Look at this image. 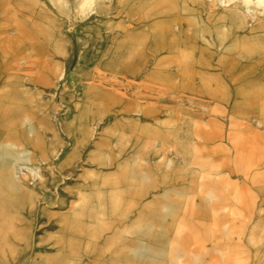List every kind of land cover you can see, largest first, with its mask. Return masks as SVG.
<instances>
[{
    "label": "rangeland",
    "instance_id": "374dc122",
    "mask_svg": "<svg viewBox=\"0 0 264 264\" xmlns=\"http://www.w3.org/2000/svg\"><path fill=\"white\" fill-rule=\"evenodd\" d=\"M67 1L0 0V31L14 36L18 23L35 46L51 51L45 37L58 45L43 85L6 78L7 41L0 46V105L12 89L26 99L11 116L19 121L14 128L0 115V143L23 159L25 191L39 185V175L52 184L14 214L24 231L38 227L36 244L27 249L22 240L2 241L0 264H111L118 244L100 247L114 232L115 242H147L140 234L146 219L137 222L147 201H153L155 223H186V208L195 207L201 193L186 190L193 179L210 182L206 200L220 206L222 228L241 227L237 255L246 260L254 239L249 227L261 213V196L246 176L262 171L264 178V122L254 124L264 117V0L251 3L252 15L241 0H105L110 14L97 15L87 13L99 0L72 9ZM101 42L120 61L109 68L110 83L93 91L109 93L88 99L82 82ZM8 134L13 142L4 139ZM27 139L42 141L43 159L30 158ZM243 186L255 201L250 213L237 206ZM127 188L141 195H123ZM127 200L134 209L126 210ZM160 232L152 226L154 237ZM261 241L256 264H264V236ZM212 244L205 246L220 260L238 257Z\"/></svg>",
    "mask_w": 264,
    "mask_h": 264
},
{
    "label": "bare ground",
    "instance_id": "6f19581e",
    "mask_svg": "<svg viewBox=\"0 0 264 264\" xmlns=\"http://www.w3.org/2000/svg\"><path fill=\"white\" fill-rule=\"evenodd\" d=\"M221 3H225L229 0H218ZM69 9L73 8V5L82 7L84 4H92L93 0H68ZM66 2V4H67ZM260 3L262 0H241L242 5H244L243 12L247 15H252L254 9L251 3ZM95 5L89 10V13L93 12L96 14L111 12L110 3H105V0H99L94 3ZM237 7V6H236ZM239 8V7H238ZM242 10V7L239 8ZM16 35L11 36L4 34V31H0V46H2L5 41H7L8 52L6 53L7 62L5 64L6 78L9 80H14L20 77L24 85H43L47 84L48 75L50 73V64L54 61L53 54L56 52L58 47L56 41L44 38V41L50 45L51 51L48 47L42 48L35 46L34 43L28 41V34L25 29L18 23L14 24L12 28ZM101 39L109 38V34H102ZM99 54L96 56L95 65L86 71L85 79L83 84V93L90 99L103 98L109 92H102L101 95L93 94L94 90L102 89L104 83H110L109 76L111 72L109 68L112 65L118 63L120 59L116 55L111 53L107 44L99 43L98 45ZM150 70L147 71L149 76ZM264 93V91L262 92ZM8 103L0 105V115L8 117L7 120L8 127L14 128L19 124V121L12 115L20 113L22 108H19V104L26 99L18 96L15 90H11L6 98ZM30 101V100H27ZM238 104L237 101L233 102V105ZM249 104V103H248ZM264 107V100L261 98L259 103V108ZM250 108V106H249ZM243 113H246L247 109ZM252 110V108H250ZM261 110V109H260ZM102 120V119H100ZM110 120L109 118L105 119ZM100 121H96L99 124ZM264 122V117H258L254 124L260 125ZM5 140L13 142V134H8ZM32 145V150L28 153L30 158H37L41 160L45 157L46 151L42 141L39 139L32 140L27 139ZM249 153V152H248ZM22 158L19 154L12 148L7 147L3 142L0 143V248H3L2 241H8L11 237L22 240L26 242L25 248H32L36 244L34 239L35 230L38 229L36 225L30 227L29 230L24 231L19 225H14V214L17 209L20 208L25 210V206L29 204L30 198L37 193L38 190L44 191L51 184V181L47 182L43 180L42 176L39 175L38 184L33 185L32 188H28L27 191L24 190V183L26 179L20 174V165ZM50 172L54 174L55 163L52 161L50 163ZM261 172H256L253 176L246 178L255 185L258 190V195L261 196L259 200L260 203V214L256 216L257 220H264V178L260 180ZM264 173V172H263ZM210 182L198 183L195 179L192 180L191 185L186 188L190 192L200 191L199 198L194 199L197 201V205L194 207L189 206L186 208L185 215L187 217L186 223L183 225L176 226L173 223H166L161 221H156L153 217L154 205L153 201L149 200L144 204V214L137 219V222H141V219H146V222L140 229V234L147 240L145 244L130 243L115 240L118 237V232L110 237V239L104 240V244L101 245V251L106 250V241H108L109 246L117 243L118 246L111 251L113 260L111 264H144L146 258H149V264H179L178 259L183 258L182 264H256L253 260L255 253L261 248V238L264 236V226H262L261 232L259 230L258 221L249 227V232L253 241L248 242V249L250 250L249 255L246 260L242 261L240 255L237 252L241 248V237L242 230L239 225L231 222L228 226V230L222 228V224L225 222V215L219 214V205L208 204L206 198L209 195L211 188ZM182 190V189H181ZM150 190H145L144 194H149ZM123 195H132L134 197H139L141 194L138 190L127 188L121 191ZM111 195V194H109ZM206 196V197H205ZM237 206L247 208L248 213L252 212L254 209L253 194L248 191L246 187L236 190ZM108 198V196H107ZM247 203V204H246ZM127 205L126 210H132L135 208L136 203L134 201H125ZM169 210H172L171 208ZM249 210V211H248ZM29 211V210H28ZM38 212V209H35ZM120 216L119 218H122ZM194 217L196 221L190 218ZM158 225L161 229L160 234L154 237L152 234V226ZM258 228V229H257ZM228 231V232H227ZM24 233L23 236L22 233ZM173 232V235H171ZM235 238H232L231 236ZM213 243L215 247L220 249L231 250L232 254L235 253L238 257L235 258L231 254H226L223 260L211 249H207L205 244ZM127 246H131L132 256H125L124 249ZM24 249V248H23ZM97 249V248H96ZM15 250V249H14ZM208 259L205 260V257ZM168 260V261H166ZM90 264L89 261L88 263Z\"/></svg>",
    "mask_w": 264,
    "mask_h": 264
}]
</instances>
